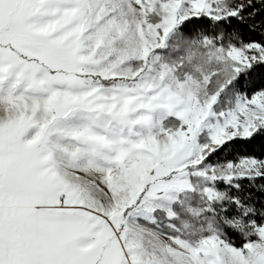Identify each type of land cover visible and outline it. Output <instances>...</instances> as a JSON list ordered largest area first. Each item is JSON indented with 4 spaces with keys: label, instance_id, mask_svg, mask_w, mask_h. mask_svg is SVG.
<instances>
[{
    "label": "snow or ice",
    "instance_id": "6c2138e0",
    "mask_svg": "<svg viewBox=\"0 0 264 264\" xmlns=\"http://www.w3.org/2000/svg\"><path fill=\"white\" fill-rule=\"evenodd\" d=\"M0 264H264V0H0Z\"/></svg>",
    "mask_w": 264,
    "mask_h": 264
},
{
    "label": "trees",
    "instance_id": "16d2710c",
    "mask_svg": "<svg viewBox=\"0 0 264 264\" xmlns=\"http://www.w3.org/2000/svg\"><path fill=\"white\" fill-rule=\"evenodd\" d=\"M256 155H259V152H256Z\"/></svg>",
    "mask_w": 264,
    "mask_h": 264
}]
</instances>
